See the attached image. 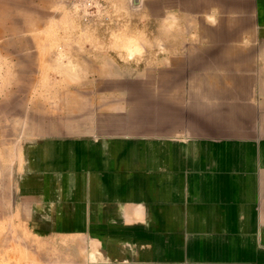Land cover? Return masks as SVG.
Returning <instances> with one entry per match:
<instances>
[{
  "label": "rangeland",
  "instance_id": "1",
  "mask_svg": "<svg viewBox=\"0 0 264 264\" xmlns=\"http://www.w3.org/2000/svg\"><path fill=\"white\" fill-rule=\"evenodd\" d=\"M255 35L242 0H0V264H85L33 214L35 143L238 126L221 98Z\"/></svg>",
  "mask_w": 264,
  "mask_h": 264
},
{
  "label": "crops",
  "instance_id": "2",
  "mask_svg": "<svg viewBox=\"0 0 264 264\" xmlns=\"http://www.w3.org/2000/svg\"><path fill=\"white\" fill-rule=\"evenodd\" d=\"M242 1L256 41L221 98L238 126L50 135L32 147L33 214L79 241L81 263L264 264V0Z\"/></svg>",
  "mask_w": 264,
  "mask_h": 264
}]
</instances>
